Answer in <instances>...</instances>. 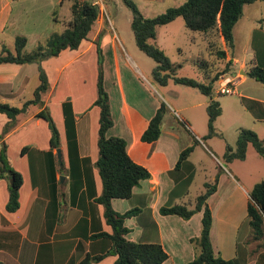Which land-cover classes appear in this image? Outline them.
<instances>
[{"label":"crops","instance_id":"obj_1","mask_svg":"<svg viewBox=\"0 0 264 264\" xmlns=\"http://www.w3.org/2000/svg\"><path fill=\"white\" fill-rule=\"evenodd\" d=\"M133 1L139 7V0ZM159 1L161 0H140V4L148 7L150 11ZM27 2L29 4H26ZM93 2L98 4L99 14L89 38L82 40L77 49H65L57 56L41 62L49 81L48 91L43 95V105H29L25 112L16 116L14 125L6 132H3V128L9 118L0 113V148L2 145L6 146L10 165L19 171L23 178L19 188V207L9 212L6 210L8 181L5 177H0V261L6 264H78L86 253L91 256L103 254L111 244L108 237L100 235L102 232L110 234L111 227L105 220L103 205L96 201V197L102 192L101 178L95 166L99 108H93L92 102L96 98V82L95 92L87 100L78 98L77 94L75 97L71 96V99L66 95L57 99L53 97L58 86L63 88V72L68 65L86 56L104 30L107 4L104 0ZM113 2L116 6V1ZM71 3V0H0V52L3 46L14 50L15 37H27V33L22 31L23 27L36 28L40 22L37 13L46 8L49 13L59 7L54 22L62 31L70 19L68 12ZM64 7L66 13L61 17L60 10ZM29 12L33 15L24 23L25 19L22 17ZM8 26L9 30H21L12 33L9 31V45L4 43L3 37ZM37 34L34 35L38 38L40 33ZM113 40L114 34L111 41ZM101 45L103 84L106 79L111 83V89L104 86L113 119V125L107 134L124 138L128 155L150 173L149 178L141 180L132 188L129 198L113 199L111 205L119 213L138 208L136 215L124 220L129 229L127 239L159 242L168 253V258L163 264H175L174 259L181 256L179 252L194 250L190 240L200 233L202 212H196L189 219H183L177 215L160 214V207L179 203H188L189 207H193L196 197L205 189L204 187L198 193L193 192V184L199 172L209 174L205 176L208 179L201 182L202 186L207 181H213L218 175L217 188L207 198L214 227L217 215L212 200L219 199L221 204L235 200L245 208L249 191L256 182L248 180L247 171L244 178L240 177V171L234 162H231L229 167L219 164L214 158L215 153L207 146V143L218 145L213 140L216 136L206 139L200 136L207 127L206 106L209 96L199 90L197 91L202 96L182 90L184 98L179 101V95L175 91L177 100L173 103L158 93L151 83L150 73L143 70L142 65L134 58L129 55L127 61L120 53L115 52L117 47L113 44L114 53L108 59L104 56L102 42ZM260 58L264 64V52ZM33 64L35 66L31 68ZM121 66L127 72H123ZM232 66L237 69L232 70L228 78L233 80L236 89L248 76L247 70L252 65L247 68L243 62L238 65L236 59H232ZM235 71L245 72V75L234 77ZM38 83L37 63L0 64V102L21 107L24 101L32 98ZM222 83V77L214 83L215 94L219 92ZM62 92L64 93L63 90ZM242 96L264 104V99L247 95H240L239 101ZM67 99L71 102L77 142L76 154L72 155H69L67 148L62 113V102ZM51 102H54L55 113L50 108ZM161 102L165 103L166 111L161 121L160 135L153 142H144L140 136ZM240 104L254 119L264 120V117H256L241 101ZM44 108L49 111L59 133L60 158L56 149H50V132L46 121L36 116ZM89 111L93 112L92 117L89 116ZM191 145L193 149L188 157L176 167L180 152ZM219 152L223 156L224 149L220 151L219 148ZM245 161L246 156L240 160L242 163ZM251 176L252 173L249 178ZM212 226L210 237L213 233ZM212 239L213 237L211 241ZM213 248L225 258L220 249ZM237 251L235 248L232 255L226 259L234 258L237 262L239 259L240 264H264V249L245 251L240 253V256ZM189 253L191 257L185 259L184 264L194 257V251ZM114 260V255H106L91 264H113Z\"/></svg>","mask_w":264,"mask_h":264},{"label":"trees","instance_id":"obj_2","mask_svg":"<svg viewBox=\"0 0 264 264\" xmlns=\"http://www.w3.org/2000/svg\"><path fill=\"white\" fill-rule=\"evenodd\" d=\"M71 1L70 19L61 32L50 33L43 43L38 42L29 51L25 49L26 37L23 35L15 37L14 50L2 47L0 64L37 63L39 80L32 98L24 101L21 107L0 102V113H4L9 118L3 132L14 125L16 116L25 112L29 105H43V95L48 91L49 81L41 62L57 56L65 49H77L82 40L89 38L91 29L94 27L99 14V6L93 0ZM254 1L256 0H186L182 4L170 6L152 17H146L132 0H122L131 12L130 26L137 47L156 63L151 71L152 78L160 85H166L168 81H172L175 84L193 87L202 94L209 96L210 99L206 106L207 134L203 137L204 139L215 135L214 122L217 116L221 114L219 101L214 99L215 95L221 93L215 94L213 90V85L220 75L215 73L214 70L206 71L204 81L177 75L167 55L153 42L156 37V29L181 17L189 30L199 31L205 37L211 32L219 36L224 41V49L216 50V54L220 58H226L225 47L228 50L233 47L234 25L242 16L244 5ZM94 43L97 54V75L96 98L92 105L99 108L95 166L102 183V192L96 197V201L103 205L105 220L111 227L110 234L102 232L100 235L108 237L111 244L103 254L91 256L86 253L78 264H91L101 260L106 255L115 256L113 264H163L168 258V253L159 242L132 241L126 237L129 229L125 226L124 220L136 215L139 209L133 208L119 213L111 205L113 199L129 198L132 188L138 185L141 180L149 178L150 173L144 166L133 161L128 155L127 143L124 138L107 134V131L113 125V119L108 94L103 84V51L100 35ZM227 63H232V59L228 58ZM247 75L264 84V67L254 64L247 70ZM240 101L256 117H264L263 103L243 96ZM165 111L166 105L161 102L140 136L142 141L150 143L159 137L161 121ZM62 113L69 155L76 154L77 142L74 116L71 102L68 99L62 102ZM36 116L43 118L47 123L50 132V149L59 148V133L47 108L41 109ZM248 144H251L264 160V140L253 130L247 128L238 130L234 148L228 144L225 146L223 158L229 162L234 159L243 160L246 156ZM192 149L193 145L180 152L176 167L188 157ZM50 164L53 166V161ZM0 177H5L8 181L6 210L13 212L19 207V188L23 178L21 173L10 165L5 145L0 148ZM217 178L218 175L215 176L212 183L205 182V189L196 197L193 207H189L186 203H179L172 206H162L159 209L162 215H177L183 219H189L194 213L202 212L200 233L190 240L194 247V257L186 264H239L236 259H225L215 252L211 242L210 230L213 218L211 209L207 204V198L215 192ZM246 212L251 229V239L264 240V179L256 182L249 191ZM0 264L6 263L0 261Z\"/></svg>","mask_w":264,"mask_h":264},{"label":"rangeland","instance_id":"obj_3","mask_svg":"<svg viewBox=\"0 0 264 264\" xmlns=\"http://www.w3.org/2000/svg\"><path fill=\"white\" fill-rule=\"evenodd\" d=\"M104 1L107 4L105 13L106 18L104 17L106 23L103 32L100 34V41L104 45L105 57H108V59L111 57V54L114 53L113 44H115L117 47L115 52L120 53V56L127 61H129L128 56L130 55L137 63L141 64L142 69L150 73L149 77L151 78L153 87L157 89L158 93L163 95V97L169 98L173 103L177 100L175 91L179 95V101H182L184 98L182 90L189 94L202 96L197 89L175 84L172 81H168L166 86L157 83L151 75V71L156 65L155 61L141 51L135 43L130 26V9L122 0H113L116 1V6L113 4V1ZM184 1L186 0H161L156 3L157 5L150 11L148 7L140 4V0L137 3L140 7H138V9L144 16L152 17L163 12L166 8L182 4ZM26 4H29V2ZM58 8V6L55 7L53 10L54 12L51 11L47 13V8L43 12H38L37 15L40 18V22L37 24L36 28L23 27L22 31H25L28 37L25 36V49L29 51L35 47L38 42L43 43L50 33L61 31L60 26L58 27L56 22H54ZM65 10V7L60 10L61 17L65 15ZM68 14H70V11ZM32 15L33 13L29 12L26 16H23L22 18L25 19L24 23L32 17ZM9 31L12 33L21 30H9V26L7 27V30L3 34L4 43L7 45H9ZM35 33H40V36L37 38L34 35ZM112 34H114L113 42L111 41ZM233 39L232 49L228 50L225 47L227 57L220 58L218 54H216V50L224 49V41L219 36L211 32L205 37L204 34L199 31H191L185 26L183 19L178 17L165 25L157 27L156 37L153 42H155L167 55L177 75L204 81L205 72L214 70L215 73H219V77H222L224 81L231 75L230 73L232 70L237 69L232 66V63H227L228 58L236 59L238 65L243 62L247 68L258 63L260 66L264 65L260 58L261 54L264 52V0H256L244 5L243 14L233 28ZM108 43L112 45L110 44V46H108ZM96 60V48L93 46V48L86 53V56L69 64L63 72L64 79L63 82L61 81V86L63 88L60 86L62 88L60 89L58 86L53 93V97L57 99L61 97V95H66L71 99V96L75 97L77 94L78 98L81 97L87 100V98L95 92V80L97 75ZM121 65H123L122 61ZM31 66V68H33L35 64ZM121 70L123 72L126 71L124 67H122ZM244 75L243 72L238 73L235 71L234 77H241ZM104 86H106L107 89H111V83L108 79L105 80ZM166 90L168 91L167 93ZM219 93H221L220 90ZM240 95L264 99V84L246 76L245 79L236 86L233 93L215 95V99L219 101L222 108L221 114L217 116L214 122L215 135L213 136H216V138L213 137V140L218 143V145L214 146L207 143V146L215 153L214 158L222 167H229V164L234 162V164L238 166L240 177L244 178L245 172L247 171L248 180L254 183L264 179V160L251 144L247 145L246 161L243 163L240 162V159H234L230 162L226 161L219 152V148L220 151L222 148L225 151V146L227 144L233 148L235 147L238 130L240 128L253 130L261 139H264V120L260 121L254 119L252 115L242 107L239 101ZM53 107L55 108L54 102H51L50 108L53 109V113H55ZM93 108L98 110L96 106H93ZM88 114L90 117L93 116L92 111H89ZM206 134L207 127H205L204 134H200V136H206ZM233 171L235 172L236 170ZM250 173H252V176L249 178ZM208 175V172H199L193 184L194 193H198L200 190L202 191L204 189L205 186H202L201 182L204 181V179H208L205 178V176ZM207 182L212 183L213 181ZM212 203L217 215V220L214 227L212 226L213 233L211 237H213V241L211 242L213 247H217L221 250L225 259L232 255L235 248L238 250V256L245 251L250 252L253 250L256 251L257 249H264V240L251 239V229L248 223L249 219L247 217L246 206L243 208V206L235 200L221 204L219 199H213ZM187 205L189 206L188 203ZM184 251L179 252L181 256L174 259L175 264H184L183 261L191 257L189 252L191 251L192 253L194 250ZM166 264H170V262Z\"/></svg>","mask_w":264,"mask_h":264},{"label":"built area","instance_id":"obj_4","mask_svg":"<svg viewBox=\"0 0 264 264\" xmlns=\"http://www.w3.org/2000/svg\"><path fill=\"white\" fill-rule=\"evenodd\" d=\"M220 92L224 93V94H231L234 92V84H233V80L227 78L226 80L223 81V83L221 84L220 87Z\"/></svg>","mask_w":264,"mask_h":264},{"label":"water","instance_id":"obj_5","mask_svg":"<svg viewBox=\"0 0 264 264\" xmlns=\"http://www.w3.org/2000/svg\"><path fill=\"white\" fill-rule=\"evenodd\" d=\"M245 73V72H244ZM56 152H57V156L58 158H60L61 152H60V148H56Z\"/></svg>","mask_w":264,"mask_h":264}]
</instances>
